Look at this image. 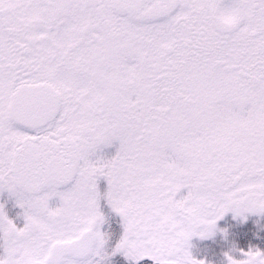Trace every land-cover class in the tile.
Returning a JSON list of instances; mask_svg holds the SVG:
<instances>
[{"label": "snow or ice", "instance_id": "6c2138e0", "mask_svg": "<svg viewBox=\"0 0 264 264\" xmlns=\"http://www.w3.org/2000/svg\"><path fill=\"white\" fill-rule=\"evenodd\" d=\"M5 193L0 264H206L193 236L264 214V0H0Z\"/></svg>", "mask_w": 264, "mask_h": 264}, {"label": "rangeland", "instance_id": "374dc122", "mask_svg": "<svg viewBox=\"0 0 264 264\" xmlns=\"http://www.w3.org/2000/svg\"><path fill=\"white\" fill-rule=\"evenodd\" d=\"M183 194H186V190ZM102 211L105 213L106 222L101 230L111 234V247H114L115 242L123 234V220L118 214L113 215L110 227L111 216L105 205L102 206ZM249 249L264 250V214L237 215L229 211L218 220L212 234L205 237L196 235L189 241V251L192 256L204 260L206 264H227L228 254L239 259L242 258L241 250L246 252ZM146 259L150 264H154L150 258H144L141 262ZM141 262L138 264H144ZM110 264H137V262L130 260L123 253H117L111 256Z\"/></svg>", "mask_w": 264, "mask_h": 264}, {"label": "flooded vegetation", "instance_id": "af4514ba", "mask_svg": "<svg viewBox=\"0 0 264 264\" xmlns=\"http://www.w3.org/2000/svg\"><path fill=\"white\" fill-rule=\"evenodd\" d=\"M117 147H118V143L116 145H114L113 147H111L110 149H108L107 151L110 154L114 155ZM100 183H101L102 188H106V181L102 180ZM0 202H6V208H7V211H8L10 218H13L16 221V223L18 224V226H22L24 223V220H23L22 215H19V213H21V209L14 206V202L10 201L8 199V196L6 193L3 196H0ZM105 206H106V209L109 211L110 216H111L110 220H109L110 227H111V224H112L111 218L113 217V215H116V213L114 211H112L111 208L109 206H107L106 204H105ZM142 260H144V259H142ZM139 262H141V260Z\"/></svg>", "mask_w": 264, "mask_h": 264}]
</instances>
